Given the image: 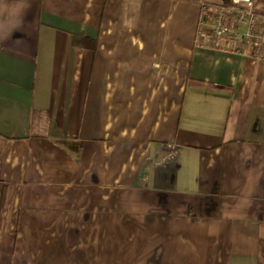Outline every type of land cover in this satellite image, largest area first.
<instances>
[{"label": "crops", "instance_id": "1", "mask_svg": "<svg viewBox=\"0 0 264 264\" xmlns=\"http://www.w3.org/2000/svg\"><path fill=\"white\" fill-rule=\"evenodd\" d=\"M199 1L0 0V264H264V61Z\"/></svg>", "mask_w": 264, "mask_h": 264}, {"label": "built area", "instance_id": "2", "mask_svg": "<svg viewBox=\"0 0 264 264\" xmlns=\"http://www.w3.org/2000/svg\"><path fill=\"white\" fill-rule=\"evenodd\" d=\"M196 43L264 61V13L252 0H200Z\"/></svg>", "mask_w": 264, "mask_h": 264}, {"label": "rangeland", "instance_id": "3", "mask_svg": "<svg viewBox=\"0 0 264 264\" xmlns=\"http://www.w3.org/2000/svg\"><path fill=\"white\" fill-rule=\"evenodd\" d=\"M171 86V85H170ZM173 86V85H172ZM172 96H171V91H170V102H171V100H172V98H171Z\"/></svg>", "mask_w": 264, "mask_h": 264}]
</instances>
